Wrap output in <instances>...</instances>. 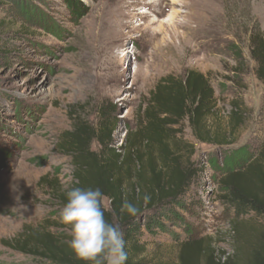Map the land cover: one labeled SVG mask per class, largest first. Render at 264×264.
Masks as SVG:
<instances>
[{
  "label": "rangeland",
  "instance_id": "rangeland-1",
  "mask_svg": "<svg viewBox=\"0 0 264 264\" xmlns=\"http://www.w3.org/2000/svg\"><path fill=\"white\" fill-rule=\"evenodd\" d=\"M33 1L41 12L24 1L0 0V19L12 26L7 39L14 43L12 55L0 58V264H46L20 252L24 235L44 228L69 234L56 230L61 209L47 182L67 186L72 181V157L61 143L74 121L95 125L102 111L110 114L117 121L113 139L119 147L158 82L189 70L206 75L215 90L217 110L206 121L207 131L223 134L231 129L228 123L236 128L222 147L198 143L188 120L174 128V141L189 145L187 154L194 148V161L204 171L191 207L182 213L191 239L202 241L197 264H204L210 245L223 260L239 257L240 264H248L263 223L253 213L237 218L221 202L208 161L221 158L222 150L254 149L263 142L264 85L251 37L264 35V0H211L212 11L200 16L198 32L192 30L195 24L187 27L186 3L175 4L178 16L172 19L174 9L151 12L149 0H81L87 12L74 20L67 0ZM154 1L162 11L164 2ZM22 28L28 37L15 36ZM236 105L242 114L238 123L232 119ZM171 227L177 241L143 236L142 257L148 262H179L190 238L184 229Z\"/></svg>",
  "mask_w": 264,
  "mask_h": 264
},
{
  "label": "trees",
  "instance_id": "trees-1",
  "mask_svg": "<svg viewBox=\"0 0 264 264\" xmlns=\"http://www.w3.org/2000/svg\"><path fill=\"white\" fill-rule=\"evenodd\" d=\"M1 1H24L41 12L33 0ZM37 1L48 3V0ZM67 2L72 7L74 20L86 14L87 9L81 0ZM5 5L9 7V4ZM11 29L5 17L0 19V58L12 55L10 50L14 43L7 39ZM27 32L22 28L15 36L28 37ZM251 43L257 77L264 85V35L256 32ZM216 110L217 99L209 78L199 71L189 70L183 76L168 75L158 82L134 129L127 131L119 147L113 139L117 121L110 114L102 111L103 117L95 125L86 120H75L72 130L64 133L61 143L72 157V181L67 186L48 181L53 200L62 209L66 202L65 193L71 187H99L104 193L105 218L119 224L124 232L128 253L126 264H160L142 257L146 251L142 239L147 233L152 237L162 234L177 241L179 234L171 226L184 229L190 238L183 243L177 264H197L196 255L200 254L202 241L191 239L192 228L182 213L191 207L189 200L193 188L200 183L204 171L194 161V148L187 154L190 146L174 141V128L188 120L198 143L227 146L230 131L236 130L234 124L228 123L231 129L223 134L219 131L212 134L206 128L208 117ZM239 111L236 105L232 119L237 118V123L242 115ZM94 143L99 145L98 149L92 148ZM220 154L221 158L211 157L208 162L216 174L221 202L227 204L237 218L253 213L264 228V139L254 149L243 145L222 150ZM146 196L149 199L146 200ZM124 201L135 204L140 209L139 214L133 217L122 213ZM55 224L56 230H68L61 224L59 216ZM240 237L244 238L241 234ZM70 238L69 234L44 228L24 235L19 250L46 264H84L69 249L67 241ZM222 257H218L210 245L204 264H240L239 257L225 260ZM248 264H264V233L256 237Z\"/></svg>",
  "mask_w": 264,
  "mask_h": 264
},
{
  "label": "clouds",
  "instance_id": "clouds-1",
  "mask_svg": "<svg viewBox=\"0 0 264 264\" xmlns=\"http://www.w3.org/2000/svg\"><path fill=\"white\" fill-rule=\"evenodd\" d=\"M59 220L67 227L68 247L84 264H126L124 232L119 224L105 218L104 193L99 187H71L65 193ZM149 199V197H145ZM140 209L124 201L121 212L137 216Z\"/></svg>",
  "mask_w": 264,
  "mask_h": 264
},
{
  "label": "bare ground",
  "instance_id": "bare-ground-1",
  "mask_svg": "<svg viewBox=\"0 0 264 264\" xmlns=\"http://www.w3.org/2000/svg\"><path fill=\"white\" fill-rule=\"evenodd\" d=\"M171 1L173 2L172 4H171V2L168 3L166 0H162V2H164V5H163L164 9L160 12L158 11L159 7L157 8L155 5H153V4H157L154 0H149L148 6H149V8L150 7L152 8L151 12H154V13L157 12L158 14H161V12H162V14H164V12H166L168 9H174L173 13L177 12V9H175L176 8L175 4L186 3L187 8L185 9L184 13H185V17H187V19H188L187 20L188 21L187 27H190V26H192V24H195L196 25L195 27L192 26L193 32H198V29L201 28L202 20H200V16L202 14L207 15L208 13H210L212 11V9H211L212 4L209 3V1H211V0H171ZM160 2H161V0H160ZM178 12H180V10H178ZM173 13H172V15H173L172 19L177 18L178 15H176V13L175 14H173ZM142 14H148V13L143 12ZM203 21H204V19H203ZM150 25H151V23L148 25H145V26H150ZM117 35H118V39L121 38L120 33H117Z\"/></svg>",
  "mask_w": 264,
  "mask_h": 264
}]
</instances>
